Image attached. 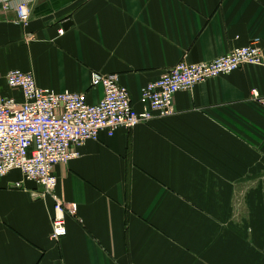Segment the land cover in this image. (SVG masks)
<instances>
[{
  "label": "crops",
  "instance_id": "0c3cea01",
  "mask_svg": "<svg viewBox=\"0 0 264 264\" xmlns=\"http://www.w3.org/2000/svg\"><path fill=\"white\" fill-rule=\"evenodd\" d=\"M24 1L25 27L0 6V100L21 102L5 84L12 70L88 104L102 97L91 75L117 74L141 111L140 89L178 63H208L255 40L264 52V0ZM252 90L264 98V70L242 67L176 94L170 117L86 142L53 170L57 195L77 206L58 242L51 202L30 197L36 185L18 172L0 178V264H264V225L250 204L264 199L251 189L264 158L231 131L240 120L264 135ZM237 197L250 201L242 228L234 208L221 209Z\"/></svg>",
  "mask_w": 264,
  "mask_h": 264
},
{
  "label": "built area",
  "instance_id": "2783aa9c",
  "mask_svg": "<svg viewBox=\"0 0 264 264\" xmlns=\"http://www.w3.org/2000/svg\"><path fill=\"white\" fill-rule=\"evenodd\" d=\"M0 6L14 11L20 26L28 24L31 10L27 1L0 0ZM58 35H63V31L59 30ZM242 67L264 70V52L257 40L208 63H178L140 89L141 111L133 107L117 74L91 75L90 86L100 88L102 97L97 103L88 104L82 95L38 87L32 74L9 71L5 84L20 93L21 102L13 98L0 100V178L18 172L36 185V190L29 192L30 197L51 202L49 237L58 242L66 235V216L76 217L77 206L64 203L57 195L55 167L78 159L79 148L88 141H98L101 132L112 137L118 129L131 130L141 123L174 115L176 94L190 93L197 85L228 76ZM251 98L264 106V98L256 90L251 91Z\"/></svg>",
  "mask_w": 264,
  "mask_h": 264
},
{
  "label": "rangeland",
  "instance_id": "374dc122",
  "mask_svg": "<svg viewBox=\"0 0 264 264\" xmlns=\"http://www.w3.org/2000/svg\"><path fill=\"white\" fill-rule=\"evenodd\" d=\"M249 126L248 124H246L243 121H235V123L233 125H231V131H232V136L234 137V139H236L238 142L242 143V144H246V145H250L251 149L253 151V158L258 159L260 157L264 158V135L259 134L258 131H256L253 127L246 128V130L248 132H244L245 131V127ZM262 178H264V171L262 173ZM260 176V175H258ZM238 184L236 185V190L237 189ZM247 186V185H246ZM251 189L253 191H257L259 189H263L264 190V180L260 183L259 181L253 182L251 184ZM243 186L241 185V192L243 191ZM258 192V191H257ZM250 201H247L243 198H239L237 197L234 201H231L229 199L223 200L221 199V209L227 208L230 209L234 208L235 212L231 217V220L236 221V226L242 228L243 224L242 220H243V216L238 215V213H241L242 210H245L246 212V223H247V217H249V209L247 210V204H249ZM253 207V219H254V224L256 223V219H258L259 217V221L257 220L259 225H264V199L260 200L259 196L258 199H252L251 203H250ZM231 212L233 213V210H231ZM236 218H234L235 214ZM235 219V220H234ZM247 225V224H246ZM257 226V225H256ZM254 227V226H253ZM247 229V228H246ZM258 230H262V229H258Z\"/></svg>",
  "mask_w": 264,
  "mask_h": 264
}]
</instances>
